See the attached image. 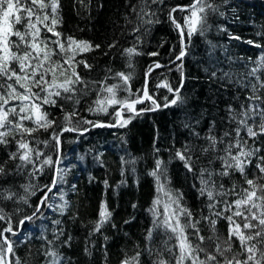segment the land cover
Wrapping results in <instances>:
<instances>
[{"label":"trees","instance_id":"trees-1","mask_svg":"<svg viewBox=\"0 0 264 264\" xmlns=\"http://www.w3.org/2000/svg\"><path fill=\"white\" fill-rule=\"evenodd\" d=\"M139 2L91 0L89 3V0H84V5H81L78 0H59L61 22L56 30L62 33V38L72 36L93 45L92 50L76 56L77 60L91 65V68H85L82 64L77 67L86 81H101L107 76L108 84H116L120 81L112 78L115 73H131L129 85L131 91L136 93L144 87L148 68L156 62L160 63L162 67L150 74L148 85L150 93H154L157 101L163 105L164 97L171 99L172 94L156 85L167 81L176 87L181 79L177 63L174 64L181 41L175 25L169 19V11L176 6L189 5L192 0H164L159 6L152 5L156 14L152 17L155 22L151 24H141L131 12L130 5ZM212 2L219 6V11L224 15L209 13L208 31L204 35H193L188 43L187 55L183 60V103L139 115L124 111L123 117L129 123L123 127L92 128V124L80 122L77 127L81 131L92 129L83 135L78 134L81 131L62 135L57 183L37 216L34 212L45 194V186L53 182L57 163L44 166L34 177L26 172L0 177V188L17 194L12 200H0V209L6 217L0 220V230L11 223L16 234L8 233L7 237L20 264H47L52 258L45 256L46 251H56L60 264H121L139 251L142 253L140 264H152L153 257L143 250L146 245L160 248L165 239L156 233L151 243L145 239L153 219L148 209L156 195L155 180L149 173L154 169L157 158L167 165L170 186L183 193V202L194 216L207 213L206 199L198 196L192 187L194 181L191 174L186 172L181 161L174 158V152L185 143L202 144V138L209 134L213 119L217 121L215 134H222L228 123V104H235L236 96L242 97L244 94L233 84L210 79L209 73L218 67L242 75L264 54V47L254 46L255 43L264 46V0ZM187 15V12L174 13L181 25ZM129 20L132 23H128ZM137 25H140V31L133 33L132 29ZM236 36L241 39H233ZM249 40L254 44H248ZM113 43L116 46L109 48ZM95 45L100 47L95 48ZM132 46L140 55L129 58L123 49ZM127 95V92H118L120 98ZM95 98L96 94L92 92L82 99L78 106L79 116L73 119V124L82 119L93 123H116L119 118L114 115L113 107H109L107 114L87 110ZM65 107L67 111L72 110L71 105ZM136 107H151V102ZM46 110L49 118L56 121L59 130V126L63 125L64 113L57 107H47ZM222 117L225 118L223 123L220 122ZM185 125L194 126L201 139H195ZM51 131V128L48 132L40 130L34 135L40 140L49 141L46 147L43 144L39 147L45 157H51L55 162L58 161L60 149L51 139ZM8 149L14 151L15 145H9ZM6 159L7 151L0 145V161ZM254 165L255 160L250 166L252 171H255ZM12 166V162L6 165L7 168ZM260 182L264 183V180ZM232 183L243 185L244 180L237 173L231 180L225 179L226 186L230 187ZM27 184L34 186L35 195H28V203H24L19 197L26 195L22 185ZM53 194L55 196L49 210L47 206ZM65 201L67 207L61 213L60 208ZM101 204H106L112 215L99 232H94ZM28 216L32 219L21 224L20 221H25ZM57 220L60 221L59 225L55 223ZM200 228L205 237L211 234L204 223L200 224ZM216 233L227 238V221H217ZM233 250L239 251L238 241L234 243Z\"/></svg>","mask_w":264,"mask_h":264},{"label":"snow or ice","instance_id":"snow-or-ice-1","mask_svg":"<svg viewBox=\"0 0 264 264\" xmlns=\"http://www.w3.org/2000/svg\"><path fill=\"white\" fill-rule=\"evenodd\" d=\"M78 2L84 5V0ZM163 2L164 0H140L138 4L130 5V8L141 24H151L155 22L152 17L156 14L152 5L159 6ZM59 8V0H0V145L7 151V159L0 161V177L22 172L34 177L44 166L58 163L51 157H45L40 150L41 144L46 147L49 143L47 139L40 140L34 135L40 130L48 132L51 128L49 135L58 146L63 132L81 131L77 127L80 122L92 124L93 127H123L129 123L128 119H123L124 111L139 115L160 107L183 103V60L187 55L188 43L193 35H204L208 31L209 13L224 15L212 0H192L189 5L170 9L169 19L175 25L181 41L174 61L179 62L176 68L181 72V79L176 87L167 81L156 85L157 88H166L172 94L171 99L165 96L161 105L155 94L150 93L147 79L154 69L161 67L158 62L148 68L144 87L136 93L131 91L129 85L131 73H115L112 78L120 81L116 84H108L107 76L101 81H86L82 78L77 67L82 64L85 68H91V65L84 60H77L76 56L92 50L93 45L88 41H78L72 36L62 38V33L56 30L61 22ZM177 11L188 13L183 25L173 16ZM127 22L132 23L130 20ZM139 31L140 25L132 29L133 33ZM233 39L241 38L236 36ZM247 43L254 44L251 40ZM115 46L113 43L109 48ZM254 46L264 47L259 43ZM99 47L100 45H95V48ZM123 52L129 58L140 55L135 46L123 49ZM253 64L242 75L218 67L209 73L210 79L233 84L244 94L242 97L236 96L235 104H228V123L222 134H215L217 121L213 119L209 134L202 138V144L185 143L174 152V158L181 161L186 172L191 174L194 181L192 187L196 189L198 196L206 199L207 213L201 212L199 217L194 216L183 202V193L170 186L167 165L159 158L155 160V167L149 173L155 180L156 191L148 209L153 218L152 227L148 229L145 239L151 243L154 233L165 239L160 248L146 245L143 250L153 257L152 264H264V183L260 182L264 180V139H261L264 138V54ZM120 91L127 92L128 95L120 98ZM92 92H95L96 98L87 110L107 114L109 107H113L114 115L120 118L116 123L105 125L82 119L73 124V119L79 116L78 106L82 99ZM149 101L151 107L137 109L136 105ZM65 105H71L72 110L67 111ZM47 107H57L64 113L63 125L59 126V130L56 121L49 118ZM224 119L222 117L220 122L223 123ZM185 127L190 128L195 139H201L194 126ZM9 145H15V150H9ZM254 160L255 171H252L250 166ZM9 162L13 163L11 168L6 167ZM131 163L134 164L135 161ZM237 173L243 178L244 184L232 183L230 187L226 186L225 179L231 180ZM56 183V179H53L50 186H45V194L34 215L47 202L48 193L52 192ZM22 187L26 195L19 199L28 203L27 196L35 195L34 186L27 184ZM16 195L0 188V200H12ZM65 207L66 201L60 208L61 213ZM111 215L107 205L101 204L99 219L93 231L99 232ZM5 219L3 210L0 209V220ZM25 219L31 220L32 217ZM220 219L228 223L226 239L216 233V224ZM20 223L23 224L24 221ZM55 223L59 225L60 221ZM201 223L207 226L211 233L209 236L202 234ZM9 232L16 234L11 223L0 230V264H20L15 258L12 243L5 235ZM56 238H59V234ZM236 241L239 242V251L233 250ZM141 254L138 251L121 264H140ZM45 256L52 258L47 264H60L56 251H46Z\"/></svg>","mask_w":264,"mask_h":264},{"label":"water","instance_id":"water-1","mask_svg":"<svg viewBox=\"0 0 264 264\" xmlns=\"http://www.w3.org/2000/svg\"><path fill=\"white\" fill-rule=\"evenodd\" d=\"M173 16H174V13H173ZM185 58V57H184ZM176 63H179L178 61L177 62H174V64H176ZM162 67V66H161ZM160 67V68H161ZM155 70V69H154ZM153 70V71H154ZM152 71V72H153ZM151 72V73H152ZM147 79H148V84H149V76L147 77ZM120 119V118H119ZM123 119H124V117H123ZM100 124H105V125H110L109 123H100ZM117 127V126H116ZM116 127H107V128H116ZM92 128H103V127H92ZM92 128H89V129H87V131H81V132H79L78 134H86L90 129H92ZM74 131H69V132H63V134L62 135H64L65 133H73ZM62 135L60 136V143H59V149H60V153H59V157H58V163L56 164V169H55V177H54V179H56V181H57V178H58V170H59V159H60V154H61V137H62ZM53 190H54V188H53ZM52 190V191H53ZM52 193V192H51ZM51 193H48V196L51 194ZM42 209H43V205L42 206H40V211H39V213H37V214H35L36 216L38 215V214H40V212L42 211ZM29 220H25L24 221V223L25 222H28ZM21 229H22V227H21ZM9 233H11V232H9ZM7 234L8 233H5V235L7 236ZM9 242H10V240H9Z\"/></svg>","mask_w":264,"mask_h":264},{"label":"bare ground","instance_id":"bare-ground-1","mask_svg":"<svg viewBox=\"0 0 264 264\" xmlns=\"http://www.w3.org/2000/svg\"><path fill=\"white\" fill-rule=\"evenodd\" d=\"M49 196H50V195H49ZM49 196H48V197H49ZM54 196H55V195H52V196H51V200H50L51 203H53V197H54Z\"/></svg>","mask_w":264,"mask_h":264},{"label":"built area","instance_id":"built-area-1","mask_svg":"<svg viewBox=\"0 0 264 264\" xmlns=\"http://www.w3.org/2000/svg\"><path fill=\"white\" fill-rule=\"evenodd\" d=\"M52 204H53V203H50V204H49V205H51L50 208H52ZM22 236H23V237H26V234H23ZM22 240H23V239H22Z\"/></svg>","mask_w":264,"mask_h":264}]
</instances>
